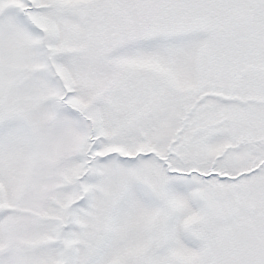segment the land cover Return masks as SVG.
Returning a JSON list of instances; mask_svg holds the SVG:
<instances>
[{"label": "snow or ice", "instance_id": "6c2138e0", "mask_svg": "<svg viewBox=\"0 0 264 264\" xmlns=\"http://www.w3.org/2000/svg\"><path fill=\"white\" fill-rule=\"evenodd\" d=\"M0 264H264V0H0Z\"/></svg>", "mask_w": 264, "mask_h": 264}]
</instances>
